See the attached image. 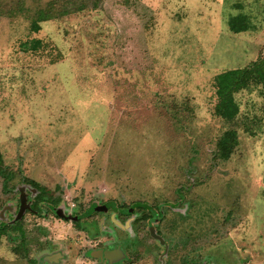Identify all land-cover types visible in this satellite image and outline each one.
Here are the masks:
<instances>
[{
    "label": "rangeland",
    "instance_id": "374dc122",
    "mask_svg": "<svg viewBox=\"0 0 264 264\" xmlns=\"http://www.w3.org/2000/svg\"><path fill=\"white\" fill-rule=\"evenodd\" d=\"M261 61L264 0H0V226L32 181L65 213L112 205L63 222L39 204L0 235L9 262L264 264ZM246 67L225 117L216 76Z\"/></svg>",
    "mask_w": 264,
    "mask_h": 264
},
{
    "label": "trees",
    "instance_id": "16d2710c",
    "mask_svg": "<svg viewBox=\"0 0 264 264\" xmlns=\"http://www.w3.org/2000/svg\"><path fill=\"white\" fill-rule=\"evenodd\" d=\"M51 3H54L51 2ZM53 16V13L49 12H42L40 15V18L38 17V19L40 21H45V20H49L51 19ZM237 19V18H236ZM236 19L231 18L229 25H230V30L233 33H239L241 31L244 30V24H238L236 21ZM40 28V25L37 22L32 23V30L37 32ZM259 66L260 72L263 74L264 76V61H261L259 63H256ZM250 74V70H248V67L243 68V69H237V70H230L227 71L224 74L221 75H217V82H216V87H217V96L219 99V103L217 104L216 108H221L223 111L222 115H224L225 117H229L230 116H234L235 115V111H233L231 109V105H236V102L234 101V91H238L239 89H241V87H243V81H245L247 79V76ZM215 78V79H216ZM238 108V107H237ZM235 107V109H237ZM233 111V112H232ZM225 112V113H224ZM238 143V138H237V132L234 130H230L227 131L223 138L221 139L220 143H219V148H220V157H222L223 159H228L229 156L232 154L235 146ZM2 158H1V154H0V174L3 170V166H2ZM31 182V181H29ZM32 186L35 187L36 189H40L43 190V187H40L38 184L34 183L32 181ZM38 199H40V196L38 197ZM137 207H142V205L137 204ZM145 207V206H143ZM1 231V229H0ZM3 232V230H2Z\"/></svg>",
    "mask_w": 264,
    "mask_h": 264
},
{
    "label": "flooded vegetation",
    "instance_id": "af4514ba",
    "mask_svg": "<svg viewBox=\"0 0 264 264\" xmlns=\"http://www.w3.org/2000/svg\"><path fill=\"white\" fill-rule=\"evenodd\" d=\"M36 190V189H35ZM42 191V190H41ZM41 191L39 189L36 190V199L31 203V201H26L25 200V203L24 205L28 204L29 205V208L27 207H24L25 210H24V214L22 213L21 214V220L24 219V217L26 216V214H31L33 216L35 215H38L40 214L39 213V210H38V206L39 204L43 203L47 205V208H49V210L52 212L51 215H53L56 219L60 220V221H63V222H66L67 220L69 221H72V222H75V221H81V219L83 218L82 216H88L90 214H92L93 211H99V212H104L106 211V208H108L109 206H112L110 203H106L104 205H92L87 211H85L84 214H82L81 216H78V215H73V207L70 208L66 213L64 211V209H66L63 205L61 207V203L59 201V198L58 197H53L51 198L50 196H43V194H41ZM40 196V199H38V197ZM34 197V198H35ZM137 205V204H136ZM20 206H21V202L18 206V210L16 213L15 210L14 211H11L10 213H12V217L11 219L9 220V225L10 227L7 228V226L9 225H2L0 226V229H1V233L0 235H3V234H6L8 233L9 235L14 232L15 230L19 231L20 232V237L23 234V232H21V229L20 227L18 226V223L17 221L15 220V218L17 217V214L19 213V210H20ZM133 208V207H132ZM131 208V209H132ZM109 209V208H108ZM128 210V212H130V210ZM23 215V216H22ZM43 215H47V213L43 214ZM19 218V219H20ZM18 219V220H19ZM16 221V222H15ZM93 224V225H92ZM92 224H82L80 225L82 227L83 230H85V233L88 237H96V235L98 234L97 231L95 230L96 226L94 225L95 223L92 222ZM93 228L95 231H93ZM3 230V232H2ZM5 232V233H4ZM94 252V251H93ZM95 252H97L96 255L98 256H95L97 257L98 259L102 258V259H108V256L110 255V251L108 248H103V249H98L96 250ZM117 253L114 252V254L112 253V256H116ZM62 253L58 254V256L54 255V256H51L49 254H47V256H40L38 257L36 260L34 259H31L30 261H28L29 264H59L58 261L62 258ZM111 256V257H112ZM117 257V256H116ZM107 261H111V260H107Z\"/></svg>",
    "mask_w": 264,
    "mask_h": 264
},
{
    "label": "crops",
    "instance_id": "0c3cea01",
    "mask_svg": "<svg viewBox=\"0 0 264 264\" xmlns=\"http://www.w3.org/2000/svg\"><path fill=\"white\" fill-rule=\"evenodd\" d=\"M30 181V180H29ZM32 183V182H31ZM32 185V184H31ZM38 185H40L39 183H38ZM33 187V186H32ZM40 187H41V185H40ZM33 190H35L36 188L35 187H33L32 188ZM38 189V188H37ZM36 189V190H37ZM43 189H45V187H43ZM40 190V189H39ZM15 220H16V218H15ZM18 220V219H17ZM3 236H4V234H3ZM16 252H14V249L12 250V249H9V250H5V247H0V261H2L3 263H5V264H14V263H10L9 261H11L10 260V258H11V256H14L13 257V261L14 262H16V255H17V253L15 254ZM12 262V261H11ZM27 262V261H26Z\"/></svg>",
    "mask_w": 264,
    "mask_h": 264
},
{
    "label": "water",
    "instance_id": "95a60500",
    "mask_svg": "<svg viewBox=\"0 0 264 264\" xmlns=\"http://www.w3.org/2000/svg\"><path fill=\"white\" fill-rule=\"evenodd\" d=\"M22 192H24L23 190H21V193ZM25 197H22V195L20 196V202H21V206H20V210H19V213L17 214V217H16V219H19L20 217H21V214L24 212V210H25V208L24 207H27V208H29V205L28 204H26V205H24V203H25Z\"/></svg>",
    "mask_w": 264,
    "mask_h": 264
}]
</instances>
